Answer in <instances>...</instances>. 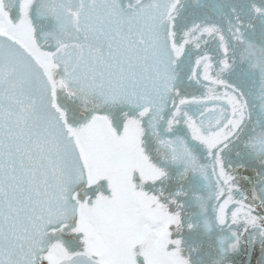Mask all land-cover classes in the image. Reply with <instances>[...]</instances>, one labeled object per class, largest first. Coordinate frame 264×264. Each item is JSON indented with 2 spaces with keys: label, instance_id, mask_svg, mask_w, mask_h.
Returning <instances> with one entry per match:
<instances>
[{
  "label": "snow or ice",
  "instance_id": "1",
  "mask_svg": "<svg viewBox=\"0 0 264 264\" xmlns=\"http://www.w3.org/2000/svg\"><path fill=\"white\" fill-rule=\"evenodd\" d=\"M0 264H264V0H0Z\"/></svg>",
  "mask_w": 264,
  "mask_h": 264
}]
</instances>
